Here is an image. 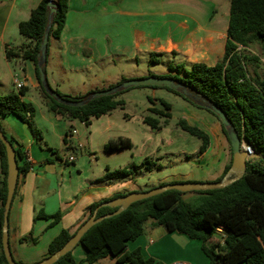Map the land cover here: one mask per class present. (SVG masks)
I'll return each instance as SVG.
<instances>
[{
    "label": "crops",
    "instance_id": "crops-1",
    "mask_svg": "<svg viewBox=\"0 0 264 264\" xmlns=\"http://www.w3.org/2000/svg\"><path fill=\"white\" fill-rule=\"evenodd\" d=\"M40 1L0 0V84L6 79L13 83L14 80L21 82L23 100L33 107V120L42 138L36 140L30 127L13 113L0 115V127L14 149L19 150V155L16 154L18 166L25 168L18 173L8 211L9 248L13 258L24 264L45 258L50 241L62 229L75 231L85 218L86 207L92 202L122 191L146 190L147 187L136 186L135 178L152 169L141 170L122 179L100 180V177L106 168L141 163L144 155L136 157L132 153L129 158L126 157L125 163H119V159L125 158V151L134 148L136 142L141 147L150 144L152 148L159 149V136L152 139L149 132L152 130L147 128L152 127L143 121L150 107L159 109L153 105L151 98L149 101L152 104L136 115L127 112L126 100L120 95L125 101L123 108L92 117L88 125L46 108L38 89L34 64L22 57L23 51L31 46V41L18 31L19 22L26 20ZM217 1L68 0L63 27L57 37L48 40L44 63L48 83L62 94L82 95L91 90L105 89L122 80L159 75L149 69L144 74L123 70L109 74L106 68L112 63L116 67V60L138 63L140 55H151L153 52H170L174 56L181 54L184 60L221 57L223 53L218 48L219 44H225L228 15H216ZM212 38L217 40L216 45L203 47L202 42ZM7 50L12 52L10 59L6 57ZM13 62L18 70L12 71ZM201 62L207 64L206 61ZM106 64L109 65L105 68ZM167 74L170 72L159 76ZM133 119L140 121L138 128L145 131L142 138L135 140L133 129L128 126ZM211 125L214 127L208 123L204 125L206 128L203 130L208 133L210 142L207 149L199 154L198 163L207 161L209 151L214 150L215 156L223 152L220 169L215 174L220 177L231 156L228 157L221 135L216 133L218 127ZM110 139H129L131 146L105 152L104 143ZM76 143H81L83 150L76 152ZM49 148L56 152H51ZM71 153H75V158L70 161L67 157ZM2 179L0 163V182ZM171 181L175 180H161L158 184ZM39 211L46 214L59 212L60 218L52 223V218L36 217ZM22 237H34L36 241L28 243L21 240ZM223 237L224 231L216 229L208 243H222ZM77 245L72 248V257L80 264H125L116 263L111 256L88 263L84 261V247ZM201 245L200 239L168 231L154 220H147L143 231L126 242L128 250L139 249L144 257L164 264H210Z\"/></svg>",
    "mask_w": 264,
    "mask_h": 264
},
{
    "label": "trees",
    "instance_id": "trees-1",
    "mask_svg": "<svg viewBox=\"0 0 264 264\" xmlns=\"http://www.w3.org/2000/svg\"><path fill=\"white\" fill-rule=\"evenodd\" d=\"M48 1L41 0L30 11L29 17L18 24L19 33L31 41V46L23 51L22 57L31 60L34 64L38 89L46 108L64 117L79 119L86 125L92 117H98L116 108H123L125 101L120 95L125 89L114 94L92 97L80 106L60 103L45 91L39 81L37 54L48 20ZM55 2L57 7L52 16L49 38L59 35L68 11V0H55ZM255 43L264 47V0H229L226 39L221 57L211 65L201 61L194 62L189 69L184 68L183 65L168 66L169 71H182L181 76L178 74H167V76L182 82L187 90L198 98L197 101L183 95L179 90L166 86H142L172 91L193 106L205 109L219 121L221 131L229 142L226 128L211 106L219 108L224 112L239 138L249 144L253 153L257 152L262 160L264 159V69L261 72L257 71L260 63L258 56L243 53ZM11 54L10 50L6 51L7 59H10ZM154 55H160V52H153L150 62L156 61V58L152 57ZM248 63L254 65L251 75L246 68ZM262 64L264 65V58ZM43 69L45 71V65ZM111 86L113 85L108 87ZM52 89L60 97L73 101L84 99L94 91L71 96ZM23 94V89H19L18 92L12 91L1 95L0 115L13 113L30 127L34 138L40 141L41 131L33 120L34 109L29 102L23 100ZM160 102L163 109L149 108V112L156 117L151 114L143 117V121L155 129L166 124L171 116L170 104L163 99H160ZM160 118L163 119V124L160 123ZM177 125L200 140L198 154L207 149L210 138L206 131L189 124L184 119H179ZM130 146L129 139H110L104 143L103 149L105 152H114ZM229 149L230 162L217 181L222 178L231 164V144ZM49 150L56 152L53 148ZM15 153L19 155V150L16 149ZM0 163L3 172V179L0 182V264H8L1 242L7 193V160L5 146L1 140ZM154 166L160 168V165H155L149 158H144L139 164L131 163L115 169L106 168L100 180L127 178L141 170L150 171ZM18 169L25 170L21 166H18ZM163 184L165 183H160L158 186ZM131 191L138 190L118 192L108 198L92 202L86 207L84 220L92 215L98 205ZM186 192L194 195L184 199L183 191L165 190L134 201L120 212L94 223L82 234L77 243L85 249L84 261L93 263L111 256L116 263L164 264L154 258L144 257L139 249L128 250L126 246L128 240L136 238L143 231L147 220H154L168 231H177L190 238L200 239L201 249L210 264H264V164L256 160H247L244 174L232 183L221 188ZM116 209L117 207L101 205L97 209L96 217ZM36 217L52 218V223H55L59 220L60 213L46 214L39 211ZM216 229L224 231L222 243H208ZM75 231L62 229L50 241L46 257L62 247ZM21 240L28 243L36 241L34 237H22ZM16 262L23 264L21 261L16 260ZM52 264H80V262L74 260L71 249Z\"/></svg>",
    "mask_w": 264,
    "mask_h": 264
},
{
    "label": "rangeland",
    "instance_id": "rangeland-1",
    "mask_svg": "<svg viewBox=\"0 0 264 264\" xmlns=\"http://www.w3.org/2000/svg\"><path fill=\"white\" fill-rule=\"evenodd\" d=\"M217 3L218 4L215 11L216 15L227 16L229 9V0H218ZM216 43L217 40L212 38L211 40L203 41L202 45L204 47V46H211L212 44L216 45ZM218 49L223 53L224 42L219 44ZM243 53L249 55L254 54L258 56L260 59V63L257 71L261 72L264 69V65L262 64L264 58L263 46L255 43L250 47H248L247 49H245ZM150 57L151 55L149 54L147 55L142 54L138 57V63H136L135 61L116 60L115 61L117 64L116 67L113 66V63L110 67H107V65L109 64H106V66L104 67L105 68L107 67L106 72H108L109 74H114L121 70H123L126 73H131L134 71V73L144 74L145 72H147V69H149V71L159 75H163L165 72H170V74L172 73V75L178 74L181 76L182 71L180 72H177L176 70L169 71L167 66L169 65L175 66L176 64L182 63L184 68L189 69L194 61L203 60L206 61L207 64H212L215 61H217L220 56H218V58L205 59L200 57L195 60L192 59L184 60V57L181 54L174 56L171 55L170 52H165L160 55L152 56L153 58H156V61L154 62L149 61ZM11 67H12V71L18 70L19 68L17 65H15L14 62L11 64ZM246 68L248 74L251 75L254 65L248 63L246 65ZM159 75H155V76H159ZM3 91L5 92L9 91L8 93H10L11 91L18 92V89L15 87V84L10 79H6L3 80L0 84V93H5ZM121 96L126 100V103L128 105L127 112L129 114L139 115V112L141 110H144V107L150 106L152 103L157 108L163 109V105L161 104L160 99H163L165 102L170 104L169 111L171 116L168 119V122L164 125H161L158 129H156L158 131H156L155 128L153 127L152 128L147 127L148 130H152L149 131L150 134H152V139H155L157 136H159L158 137L159 149L156 150L155 147L152 148L150 144L147 146L143 145V147H141L139 145V142H136L134 148H132L131 150L127 149V151H125L124 153L125 155L123 156V158L124 157L125 158L119 159V163L123 164L126 161V157L128 156L129 158L130 153H132L136 157L144 155L143 159L149 158L153 163H155V165H160V168H156V166H154L151 172H147L142 176H137L135 178L137 187L140 188L147 187L146 190H148L151 189L148 188L151 187V185H154L152 186V188L157 187L159 185L158 182L161 180H171V179H174L175 181H193V182L217 181L219 176L215 174L217 170L220 169L219 161L222 160L224 153L221 152L218 156H215L214 150L209 151V153L207 154V161L204 164L198 163V161L201 158L199 157V154L197 152L198 147L200 145L199 139L196 136L182 130L177 125L179 119H184L189 124L196 125L201 129L206 128L204 126L205 123L206 124L208 123L210 127H214L211 124H216V126L218 127V129L216 128L217 129L216 133L221 135L222 141L225 145V149L227 150L228 153V157H230L231 156L229 149L230 144L221 131L219 121L212 114H210L208 111H206L203 108H197L193 106L188 101L184 100L180 95L172 91H166L165 89H156L153 91L149 87L142 85L131 86L128 90L125 89V91L121 93ZM150 98L153 99L154 102L151 103L149 101ZM149 114L156 117L155 114H152L150 112ZM159 120L160 123L163 124V119L160 118ZM140 124H141L140 121H136V119H133V121H130L128 123L129 128L132 127L133 129L132 135L135 136L134 140L137 137L142 138L145 135V131L138 128L139 126H141ZM163 138H165L166 140H163ZM242 143H245L244 140L242 141ZM140 152H142L143 154H141ZM248 160H256L259 161L261 164H264V159L261 160L260 155L257 152L251 153L248 156ZM193 195L194 193L185 192L183 194V198L189 199ZM77 246L81 247L80 244H78Z\"/></svg>",
    "mask_w": 264,
    "mask_h": 264
},
{
    "label": "water",
    "instance_id": "water-1",
    "mask_svg": "<svg viewBox=\"0 0 264 264\" xmlns=\"http://www.w3.org/2000/svg\"><path fill=\"white\" fill-rule=\"evenodd\" d=\"M47 6L49 9L48 20L45 29L43 31L41 42L39 44V52L37 54L38 57L37 66L39 71L40 83L44 87L45 91L50 96L55 98L58 102L70 106H80L83 105L87 100H89L92 97L114 94L120 90L138 85L166 86L174 90H179L183 95L191 97L194 101L198 100L197 97H194L192 93L187 90L186 86L182 82L176 81L170 76H155V75L123 80L122 82L115 84L111 87H108L106 89L94 90L90 95H88L86 98L81 100L73 101V100H66L60 97L48 83V80L46 78V73L43 69V65L46 61L47 46L49 40V29L52 21V16L56 11L57 3L55 2V0H49L47 2ZM211 109L215 114H217L221 123L225 126L227 131V136L232 148L231 164L220 180L212 181V182H193V181L168 182L148 190L131 191L123 196H119L111 200H108L106 202H103L102 204L98 205L95 208L91 216L86 218V220H84L77 227L76 231L64 243L62 247H60L51 255L31 264H52L61 255L65 254L67 251H70L79 242V239L81 238L82 234L94 223L100 221L104 217H108L112 214H116L120 212L134 201L153 196L168 189H176L186 192L192 190L196 191V190L221 188L239 179L246 170V161L248 160V156L250 155V153L248 152V150L243 148L242 140L239 138L235 129L227 120L224 112L215 106H211ZM0 140L5 146L6 160H7V176H6L7 193L4 202L1 242H2L3 252L8 264H18L16 260L13 258L8 244V211L15 190V186L17 183L19 169H18L15 149L11 141L2 131L1 127H0ZM101 205L117 207V209L111 213H107L96 217L97 209Z\"/></svg>",
    "mask_w": 264,
    "mask_h": 264
},
{
    "label": "built area",
    "instance_id": "built-area-1",
    "mask_svg": "<svg viewBox=\"0 0 264 264\" xmlns=\"http://www.w3.org/2000/svg\"><path fill=\"white\" fill-rule=\"evenodd\" d=\"M14 84H15V87L19 90L20 88H21V86H22V84H21V82H18L17 80H14ZM72 132L74 133L75 132V130H72ZM69 144V143H68ZM75 147L77 148L76 149V152H78L79 150H83V145L81 144V143H76L75 144ZM243 148L244 149H246V150H248V152L251 154V153H253V150H252V147L249 145V144H247L246 142L245 143H243ZM75 152V153H76ZM75 153H71L68 157H67V159L68 160H74V158H75ZM29 161V160H28Z\"/></svg>",
    "mask_w": 264,
    "mask_h": 264
}]
</instances>
